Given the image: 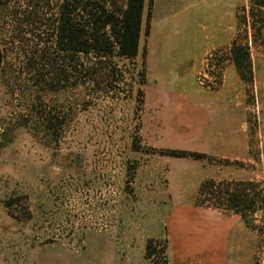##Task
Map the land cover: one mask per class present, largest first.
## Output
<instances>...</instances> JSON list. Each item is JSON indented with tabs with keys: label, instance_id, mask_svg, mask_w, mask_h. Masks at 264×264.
<instances>
[{
	"label": "rangeland",
	"instance_id": "rangeland-1",
	"mask_svg": "<svg viewBox=\"0 0 264 264\" xmlns=\"http://www.w3.org/2000/svg\"><path fill=\"white\" fill-rule=\"evenodd\" d=\"M62 1H0V264H167L173 205L230 214L217 192L251 198L264 180V3L239 0L232 38L195 72L205 30L220 26L215 0H145L130 73L114 57L84 74L91 61L78 55L79 73L61 82L69 66L46 41L51 26L13 19L35 10L50 24ZM199 95L218 112L206 135L221 143L202 157L182 150L193 137L175 115ZM209 180L215 196L198 197ZM258 213L239 235L248 264H264Z\"/></svg>",
	"mask_w": 264,
	"mask_h": 264
},
{
	"label": "trees",
	"instance_id": "trees-1",
	"mask_svg": "<svg viewBox=\"0 0 264 264\" xmlns=\"http://www.w3.org/2000/svg\"><path fill=\"white\" fill-rule=\"evenodd\" d=\"M250 1L254 2L255 0ZM262 3L264 0L260 2V4ZM26 4V6L35 9L31 1ZM144 4L145 0H63L58 19L50 20V24H47L48 19H44L45 13H41L38 17L35 10L28 12L26 19H17L18 14H15L13 20L18 21L19 25H22L24 20L28 22V25L37 21L39 26L35 30L42 28L45 31L51 26L50 33L46 35V41H50L54 46L61 61L64 62L65 57L67 58L69 66L68 73L64 68H61L56 74L62 82L69 78L71 72H78L77 61H75V57L78 55L89 57L91 61L89 67H84V74L93 72L90 68L105 65L106 60L114 57L125 59L127 63H123L121 66L125 72L130 73L128 66H132L139 53ZM2 5L3 3H0V7ZM31 17L34 18V21L29 20ZM145 35H148V29H146ZM241 51L242 48L239 46L232 48L239 70L248 68V65L244 66L237 58V56H241ZM1 67L2 53L0 49V72ZM95 72L97 69L94 70ZM140 76L143 78V73H140ZM242 80L249 82L250 77L242 75ZM185 153L171 151V154L184 155ZM190 155L193 154L190 153ZM196 156L204 155L196 154ZM213 188H216L215 181L204 182L197 192L198 197H214ZM247 190L246 187L234 191L220 189L216 198H222L226 203V208L238 215L249 227L252 224L253 214L259 212L261 213L260 219H264V194L262 185L259 186L257 194L251 198H249ZM211 208H215L214 205Z\"/></svg>",
	"mask_w": 264,
	"mask_h": 264
},
{
	"label": "crops",
	"instance_id": "crops-1",
	"mask_svg": "<svg viewBox=\"0 0 264 264\" xmlns=\"http://www.w3.org/2000/svg\"><path fill=\"white\" fill-rule=\"evenodd\" d=\"M214 3L220 26L212 25L205 30L204 40L208 45L190 63L195 72V67L201 66L209 53L225 46L233 35L234 13L240 1L215 0ZM204 101L205 96L199 95L186 112L176 107L175 113L178 128L193 137L194 147L182 150L201 155L212 154L214 146H221L218 140L211 141L206 135L210 124L208 110L216 115L217 121L218 112L213 111L211 102ZM163 226L167 264H248L247 258L240 254L244 244L239 239L246 225L233 212L222 214L215 208L179 203L170 208Z\"/></svg>",
	"mask_w": 264,
	"mask_h": 264
},
{
	"label": "built area",
	"instance_id": "built-area-1",
	"mask_svg": "<svg viewBox=\"0 0 264 264\" xmlns=\"http://www.w3.org/2000/svg\"><path fill=\"white\" fill-rule=\"evenodd\" d=\"M262 189H263L262 193L264 194V180L262 182Z\"/></svg>",
	"mask_w": 264,
	"mask_h": 264
},
{
	"label": "water",
	"instance_id": "water-1",
	"mask_svg": "<svg viewBox=\"0 0 264 264\" xmlns=\"http://www.w3.org/2000/svg\"><path fill=\"white\" fill-rule=\"evenodd\" d=\"M258 214H260V213H258Z\"/></svg>",
	"mask_w": 264,
	"mask_h": 264
}]
</instances>
